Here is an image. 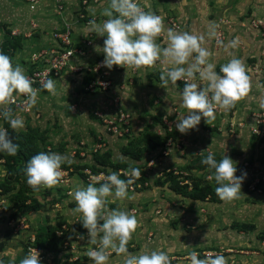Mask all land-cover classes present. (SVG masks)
<instances>
[{
	"label": "rangeland",
	"instance_id": "rangeland-1",
	"mask_svg": "<svg viewBox=\"0 0 264 264\" xmlns=\"http://www.w3.org/2000/svg\"><path fill=\"white\" fill-rule=\"evenodd\" d=\"M139 3L145 10L150 9L163 17L165 30L173 28L205 35L211 25H216V37L209 39L205 35V46L214 54L212 60L216 63L217 71L220 64L231 58L228 54L231 52L232 56L240 58L245 64L250 77V91L230 110L225 112L219 109L221 112L216 111L215 118L209 119L208 123L202 117L195 130L181 134L176 130L175 123L176 117L187 111L180 106L179 93L184 82L177 81L178 87L175 88L171 84L166 89L161 87L159 75L167 66L159 61L143 69L114 65L109 70L103 67L106 68L107 76L100 80L112 82L111 87L106 89L89 86L91 77L84 72L78 75L65 72L56 79L57 95H51L47 91L38 93L32 114L27 116L24 128L18 134L20 139L17 152L21 155V160H18L16 167L0 170V182L6 192L5 201L1 204L3 207L0 206V235L4 236V241L1 242L7 243L9 239H13L11 244L18 248L21 258L29 252L32 236L43 237L45 233L41 229L47 226L44 224L37 227L33 222L35 215L32 212L35 213L36 207L34 199L39 202L46 198L52 199L50 190L55 197L60 188L71 189L77 180L85 185H98L100 181L87 180V177L85 180L83 174H88L84 171L89 170V166L98 171L109 170L119 166L121 162L128 166H138L148 178L145 191L129 189V195L143 191L142 195L137 194L131 199L134 201L133 206L139 201L136 197L153 203L150 210L142 203L129 210H134L135 213L132 214L138 218L150 212V220L145 218L149 223L140 224L141 227L151 224L150 231L160 232L161 229L165 238L172 235L175 239L184 241L185 237L194 234V224L205 217H212L223 207V211H234L238 214L237 218L249 220L250 229L260 228V232H263L258 238L263 237L264 136L254 135L249 126L256 115H261L264 119V109L260 107V102L264 100V13L255 14L250 9L244 14L236 15L234 11L226 9L231 4L230 0H139ZM5 5H8L6 0H0V13L8 12ZM4 20L0 17L1 33L6 30L7 25L15 26V23L9 24ZM82 21L87 22L86 19ZM233 37L240 39V45L235 50L225 51L217 44V40L226 44ZM162 41V46H166L165 34L157 37V43ZM87 44L83 47L84 54L74 58L79 67H89L96 64V61H103L104 55L99 54L101 58L97 57V52L93 50V42ZM27 60L28 58L24 62ZM119 75L121 80L117 78ZM232 123H242L244 127L233 130ZM46 150L68 155L73 163L61 165L60 186H41L36 194H29L34 190L27 185L23 173L26 158L30 159L38 151ZM209 150L217 160L226 150V155L236 162V175L247 173L238 199L225 202L216 195L215 200L209 198L198 202L186 195L173 193L168 182L162 186L157 185V180L164 178V174L174 173L181 176L180 180L184 177H196L213 187L217 186L214 179L209 178L213 175L212 171L201 164V159ZM121 154L127 159H118ZM128 205L125 204V207ZM43 207L46 205L41 204L40 217L45 213L41 212ZM22 222L28 227L19 229ZM58 225L55 226L58 230L56 237L60 241L56 245L60 249L65 242L71 240L61 242L62 235L59 234L62 231L58 229ZM237 227L246 230L240 223H237ZM61 228L65 231L64 236L73 237L72 234H67L65 225ZM218 229L222 233L224 228ZM208 232L211 235L214 231ZM214 234L218 235L217 232ZM2 246L1 243L0 248ZM40 250L44 258L41 264H46L49 260L52 264L59 263V255H55L54 251ZM209 252L224 254V249L217 247Z\"/></svg>",
	"mask_w": 264,
	"mask_h": 264
},
{
	"label": "clouds",
	"instance_id": "clouds-1",
	"mask_svg": "<svg viewBox=\"0 0 264 264\" xmlns=\"http://www.w3.org/2000/svg\"><path fill=\"white\" fill-rule=\"evenodd\" d=\"M102 19L97 22L89 20L90 31L103 37V46H96L95 51L102 52V65L109 70L115 66L143 69L151 67L158 61L166 65L159 75L160 86L178 87L177 81H183L184 86L179 95L181 107L186 109L184 115L176 117L175 128L181 134L195 130L201 118H215L217 109L225 112L235 103L245 97L250 91V77L244 62L229 52L227 62L219 65L212 60L213 53L205 46V35L211 39L216 37V25H211L205 35L194 34L189 31H177L173 28L165 30L163 17L152 10H145L138 0H107V6L100 12ZM165 34L166 46L157 43V37ZM217 44L228 51L235 50L240 45L239 37H233L226 44L217 40ZM198 81V82H197ZM41 89L51 95H57L56 80L45 79ZM37 89L33 81L25 74L24 68L13 63L12 59L0 51V119L5 121L12 130L24 128L23 117L15 115L12 108L7 107L15 102L17 96L23 95L26 109L37 103ZM264 109V100L260 102ZM19 145L9 138L8 130L0 126V152L15 156ZM127 159L124 155L117 157ZM70 156L53 151H38L24 165L23 173L26 183L34 191L41 186L52 187L60 182L61 165L72 164ZM213 175L209 177L216 183L215 193L221 201L238 199L241 185L247 173L236 175L237 166L226 150L219 160L212 151L201 159ZM2 174V173H0ZM141 170L129 167L124 172L125 179L120 177L119 171L108 170L94 181L82 182L73 186L69 195L75 202L71 209L79 213L81 225L87 230L88 244L94 247L86 251V256L92 264H109L110 253L122 258V264H171L168 251L159 248H142L131 252L128 242L136 231L139 221L136 215L121 208L109 209L110 200H131L129 187L139 179ZM80 234L79 239L83 240ZM170 251V250H169ZM39 253L30 250L19 264H41ZM188 264H228V257L219 253H206L203 258L196 251L187 255ZM0 264H3L0 261Z\"/></svg>",
	"mask_w": 264,
	"mask_h": 264
},
{
	"label": "crops",
	"instance_id": "crops-1",
	"mask_svg": "<svg viewBox=\"0 0 264 264\" xmlns=\"http://www.w3.org/2000/svg\"><path fill=\"white\" fill-rule=\"evenodd\" d=\"M81 1L82 0H66L64 11L57 12L51 0H42L34 10L30 9V4L27 0H6V4L8 3V5L5 6L8 7V12L0 13V17H3L6 23H15V26L7 25V30L22 32L20 36L22 46L14 52L13 63L20 64L24 68L26 74L27 71L24 60L40 47L49 46L53 30L62 27L64 23L71 25L75 44L90 41L91 43L93 42V50L96 46L102 47L104 38L90 31L88 22L93 19L97 22L105 19L101 17L100 12L107 6V0H92L87 6H84ZM230 1L231 4L229 3L230 6L227 5L226 9L228 11H234L236 15L244 14L250 9H252L255 14L262 15L264 13V0H233L234 3H232V0ZM80 13L84 14L85 18L83 19H86L87 22L82 21V19L78 17ZM4 32H0V43L5 38ZM96 54H98L97 57L100 58V55H104L102 52H97ZM117 78L121 80L120 75L117 76ZM78 183H80L79 180H77V183H74V185ZM58 185L60 186V184ZM72 188H69L70 190L60 188V191H57L58 195L56 194L55 197L54 194H52L53 191L50 190L52 199L46 198L45 201L40 202L44 206L46 205L41 211L45 212L44 216H39L40 211H34L35 213L32 212V215H35L33 222L37 227L38 225L41 227L44 224L52 227L63 224L68 229L66 231L67 234L69 235L70 233L73 235L72 238H70V235L67 237L65 236L64 241L71 240V242H65L58 251H55L54 254L59 255L57 256V261L59 262L57 264H63L65 262L92 264V261L85 253L89 248L94 246L88 244L87 230L82 227L79 221L81 219L80 214L71 211V209L75 207V202L69 195ZM34 193L36 194L37 191ZM137 194L142 195L143 191L140 193H132L131 196L134 198ZM136 198L139 200L137 205L142 203L150 210L149 208L153 203L150 204L146 200H143V198ZM133 202L132 200H110L108 207L109 209L119 207L122 210L129 211L131 208L137 206H133ZM125 204H130V206L128 205L126 208ZM228 206L227 208L229 209ZM223 210V207L220 208L212 217L200 219L199 223L194 224L192 222V224L195 225L193 230L195 235L191 234L185 237L184 241H180L179 238L175 239L172 235L165 238L161 229L160 232L150 231L152 229L151 224L148 227H141L140 224L149 223V221L145 219L147 217V219L150 220L148 218L150 212L148 211L149 213L147 215L142 214L140 218L137 217L138 221L140 222V220H142V222L138 224L136 231L128 242L129 251L137 252L142 248H159L169 252L171 264H188L187 255L189 252L196 251L198 256L203 258L205 252H209L210 249L218 247L224 249L223 255L229 258L228 264H264V234H262L263 237H260L262 239L258 238L263 231L260 232V228L239 229L237 223L249 225V220L246 221L237 218L238 214L234 213V211L227 212ZM78 223L81 226L80 228L77 227ZM218 228H224L223 232L220 233ZM236 229L238 231L240 230V232ZM209 230L214 231L212 232L213 234L210 235L208 232ZM215 232H217L218 235L214 234ZM80 234L84 235L85 238L83 240L79 239ZM1 236L2 235H0V237ZM3 237L0 238V245L1 243L3 245L0 248V261H2L3 264H19L21 259L20 253L18 248L11 244L14 240L9 239V242L3 243L1 242L4 241ZM46 264H52L51 260ZM109 264H122V258L115 253H110Z\"/></svg>",
	"mask_w": 264,
	"mask_h": 264
},
{
	"label": "built area",
	"instance_id": "built-area-1",
	"mask_svg": "<svg viewBox=\"0 0 264 264\" xmlns=\"http://www.w3.org/2000/svg\"><path fill=\"white\" fill-rule=\"evenodd\" d=\"M30 4V9L34 10L36 9V6L42 1V0H27ZM53 5L55 6V9L57 12H62L65 9L66 0H51ZM92 0H82L81 3L84 6H87L89 2ZM139 2V0H138ZM140 4V3H139ZM79 17L81 19L85 18L83 13L79 14ZM35 28V27H34ZM22 35V32L11 30V37L12 38H19ZM49 46L47 47H40L39 49L33 51L31 55L28 58L24 64L26 65V75L33 81V87L40 89L38 93H43L46 90L41 89V85L44 82L45 79L52 78V79H58L61 77L65 72L66 73H73L74 75H78L82 72L85 73V75H88L91 77V80L89 82V86L93 88H101L104 87V89L111 87L112 82L110 80L108 81H101V78H106L107 73L105 72L106 68L103 69L102 63H99L96 61V64L90 65L89 67H83L76 65L77 62L74 61V58L76 56H82L84 54L83 47L87 45H90V41L86 43L81 44H75L73 41V29L71 25L64 23L62 27H58L55 30H53L50 38ZM4 42V40L0 43V45ZM13 61V56H12ZM163 71V70H162ZM93 84V85H92ZM7 107L12 108L15 115L23 117L24 123L27 119V116L32 114V107L30 109H26L25 104V98L23 95L17 96L15 99V102L12 104H9ZM216 111L221 112L219 109ZM125 115V114H123ZM235 125H238L236 127ZM0 126L6 128L8 130V135L11 131H15L17 133L20 132L19 130H12L10 127H8V124L0 119ZM231 127L232 129L240 130L243 128L242 123H232ZM251 131L254 133V135L257 136H264V119L261 117V115H256L254 120L252 121V124L249 126ZM239 128V129H238ZM6 169V159L4 157H0V170ZM127 170H119L120 174H124V172ZM87 173V180L93 179L96 176H100L102 173L104 175H107L104 172H101L100 174H93L91 171L86 170L84 171ZM65 174V172H63ZM69 174V173H67ZM142 178V173L139 177V179H136L132 185H130L129 189L134 190L135 186L139 189L144 188L148 186L147 182H142L140 179ZM102 179L100 180V182ZM5 194L3 193L2 188L0 187V206L3 207ZM131 213H135L134 210L131 211ZM28 226H25V224L22 222L20 226H18L19 229H25ZM66 230V228H64ZM13 230V229H12ZM61 233L59 235H62L64 230L61 228ZM36 238L35 236H32L31 238V245H29L28 250H35L39 253V260L43 262V254L42 250L40 248H37L36 246ZM208 253L205 252L204 255ZM216 253V252H212Z\"/></svg>",
	"mask_w": 264,
	"mask_h": 264
},
{
	"label": "trees",
	"instance_id": "trees-1",
	"mask_svg": "<svg viewBox=\"0 0 264 264\" xmlns=\"http://www.w3.org/2000/svg\"><path fill=\"white\" fill-rule=\"evenodd\" d=\"M21 46V38H12L11 37V31L5 30V38H4V42L0 45V51L4 52L5 54H7L10 58H12V56L14 55V52ZM19 133L15 132V131H11L9 133V138L12 139L13 143H18L19 141ZM20 151V150H19ZM18 153V152H17ZM15 156H9L6 153H2L0 152V157H4L6 159V168H12V167H16L18 162L21 160L20 158V154L18 153ZM29 158H26V160H28ZM19 160V161H18ZM88 166H85V168H87ZM90 168H88L93 174L97 175L100 174L101 172H104L106 174H108V170L107 169H102L100 171L94 169V167L89 166ZM129 167H137L138 166H128L125 162H121L119 166H116L115 168H111L112 171H119V170H128ZM84 169V168H83ZM110 169V168H109ZM141 170L142 173V178L140 179V181L142 182H147L148 183V178L146 177V175L142 172L143 169L139 168ZM82 170V169H81ZM83 172V171H82ZM71 175V174H70ZM83 177L85 179V176L83 174ZM120 177L122 179H125L126 177L124 176V174H120ZM180 175H175L174 173H170V174H164V178H160L157 180V185L162 186V184L168 182L170 183V190L177 194V195H183V196H187L189 197L191 200L193 201H206L209 198H211L212 200H215L216 198V193H215V187L211 186L210 183L205 182L204 180H202L201 178H196V177H191V178H181L183 180H180ZM86 180V179H85ZM103 182V181H101ZM100 182V183H101ZM0 187L3 190V193L6 195V192L3 189V185L0 182ZM136 191L137 188L135 186ZM143 190H145V188H141ZM34 193V191H30L29 194ZM33 197V196H30ZM34 203H36V207L34 208V211H39L41 208V204H39L40 202L36 199H34ZM63 226V224L59 225L58 229H61V227ZM242 227L246 228V229H250L249 225H241ZM78 228H80L81 226L77 225ZM252 227V226H251ZM253 229V228H251ZM41 231H44L45 235L43 237L40 238V236L36 237V246H38L40 249H46L48 251H58L59 246L57 247L56 243H58L60 241L59 238L56 237V233H57V228L52 227L50 225H47L46 227L42 228ZM64 233L63 232L62 236L60 238H62V243L64 242ZM45 241V242H44ZM44 242V243H43ZM64 264H74V263H67L65 262Z\"/></svg>",
	"mask_w": 264,
	"mask_h": 264
}]
</instances>
